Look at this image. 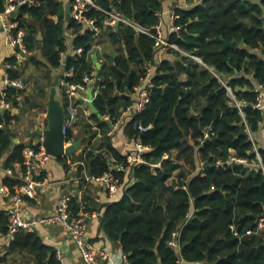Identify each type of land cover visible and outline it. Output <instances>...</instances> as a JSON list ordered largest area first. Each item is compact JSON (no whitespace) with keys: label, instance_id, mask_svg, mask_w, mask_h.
Returning <instances> with one entry per match:
<instances>
[{"label":"trees","instance_id":"obj_1","mask_svg":"<svg viewBox=\"0 0 264 264\" xmlns=\"http://www.w3.org/2000/svg\"><path fill=\"white\" fill-rule=\"evenodd\" d=\"M93 1L143 29H152L166 0ZM179 12L186 25L180 36L170 35V41L222 77L237 100L247 103L245 117L232 107L226 87L209 69L180 54L176 55L178 60L157 65L154 38L125 25L117 28L110 34L116 54L108 56L98 71L93 92L98 113L92 118L106 131L108 122L102 118L109 116L117 122L121 111L134 100L128 92L133 95L148 68H156L152 102L147 110L132 116L127 132L129 138L141 139L152 150L145 155L149 164L114 172L123 193L103 211L102 230L120 243L132 264H264V230L259 229L264 216V175L261 169L245 165L225 166L231 150L240 159H255L247 127L258 134L264 124V112L254 108L257 85L264 87V0H203L193 9ZM90 16L102 27L105 13L93 9ZM16 20L27 31L26 61L46 73L43 80L47 88L60 69H73L79 76L94 70L89 53L101 43L102 35L73 19L67 21L65 0H35V5L21 7ZM67 34L73 37L71 42ZM226 42L236 45L227 47ZM78 48L84 49L83 55L72 56V50ZM62 54L67 56L65 65ZM9 62L11 78L21 77L17 59ZM181 73L187 74L186 82L180 81ZM25 92L9 89L11 108H20L17 100ZM45 94L46 88L41 87L39 97ZM36 100L33 109L38 107ZM17 120L8 109L0 114V162L4 169L23 161L26 146L11 148L16 137L11 127ZM141 126L150 130L143 133ZM68 136L73 139L70 132ZM95 139L94 134L89 145ZM111 140L104 136L98 147L126 163L127 157L118 153ZM260 154L264 161L263 147ZM166 155L168 159H164ZM154 160H162L156 173L150 166ZM82 161V168L95 178L103 176L110 166L108 159L87 148ZM3 184L14 193L19 181L5 178ZM82 210V204L74 199V214ZM7 224L8 217L2 211L0 233H7ZM179 231L178 250L171 243ZM10 251L31 256L29 264H61L56 250L45 244L38 231L18 234ZM5 259L0 251V264Z\"/></svg>","mask_w":264,"mask_h":264},{"label":"built area","instance_id":"obj_2","mask_svg":"<svg viewBox=\"0 0 264 264\" xmlns=\"http://www.w3.org/2000/svg\"><path fill=\"white\" fill-rule=\"evenodd\" d=\"M71 3V16L72 19L76 22L77 25L82 26L86 30L95 31L98 35H102L106 31L114 32L117 29V24L125 25L135 29L137 32L144 33L155 39L157 51L159 53L169 52L174 55H182L192 58L193 60L203 64L204 62L182 50L177 44L170 41L169 37L172 34H177L180 36L182 30L184 29L186 23H182L183 16L179 12V8L171 9L168 12V33H164L163 25V12H159L158 23L152 29H143L137 25L134 21L129 20L123 14L117 11H107L97 5L93 0H68ZM6 10L0 14V20L2 23V34L5 38L7 45L19 49L18 51L22 54L27 53L26 48V38L27 31L23 28H20L19 22L16 20V17L13 18L11 13L14 12L18 7H23L25 5H35V0H6ZM97 10L105 13L106 18L102 21V27L97 25V20L90 16L92 10ZM17 16V15H16ZM96 47V46H95ZM89 53L90 57H93V51ZM84 53L83 48H78L72 50V56H82ZM66 55L62 54L61 61L63 64H66ZM98 63L103 64L105 62L104 58H97ZM210 68V67H208ZM7 69L10 71L12 69L11 64H7ZM97 67L90 73H84L79 76V74L71 70H63L60 76L59 81V91L61 92L63 99L61 98L64 108H65V126L64 131L67 136L66 146L73 144L76 135L79 131L83 130L82 119L84 118L87 123L90 124V128L87 130V137L90 139L94 134L97 137L106 136L112 137L115 133V130L121 125V122L125 120L126 117L140 114L147 110L149 105L152 102V95L155 90L154 79L156 74L152 68H148L145 76L140 80V83L135 87V93L131 95L133 97L132 104L126 109L121 111L120 118L117 122L114 123V126L107 130L105 134L101 130L97 121H94L91 116L94 114L93 110L89 106L90 98L89 92L93 90L97 81ZM214 75L223 83L228 91V95L231 98V105L237 109L240 114L245 117L244 107L247 105L246 102H240L237 100L233 90L227 86L221 77L213 69H210ZM80 78V79H79ZM17 88L19 90H26L27 84L24 80L17 78L13 79L10 76V73H7L5 79V85L0 89V110L6 109L12 106L9 100V89ZM258 92V101L255 104L254 108L264 112V87L261 86L256 90ZM94 98V93H93ZM25 97L20 95L18 97L19 105H23ZM36 121L39 124L46 125L47 112L36 113ZM3 127L0 124V129ZM140 130L145 133L150 130V127H140ZM262 131H264V124L262 125ZM68 132L71 133L73 139L71 140L68 136ZM247 134L250 137L251 142L253 143L255 153V159L249 161L248 159H240L236 156L235 151L231 150V155L226 167L233 168L236 165H245L248 169L251 167L256 169H261L264 175V161L260 154V148L257 143L256 134H254L247 127ZM209 135L206 134V138ZM44 138L38 142H33L32 144L26 146L23 151V161L16 164L14 167L9 168L4 171L5 175L13 180L19 181V184L13 187L14 193L8 192L7 190L3 191L4 195L10 200L9 204L6 207V215L8 217L7 224V233L5 236L10 240H14L15 237L22 232H32L37 231L40 227L50 226V225H60L64 227L69 233L73 242L77 245L80 250L84 261L87 264H97L99 256L97 255L95 249L92 246V243L88 236V224L85 220V217H80L74 215L72 211V202L73 197L71 195H65L60 200L57 210L54 213L44 215L42 217H26L23 213V207L30 199H36L39 195V190L49 184V175L45 171V163L51 158L47 154L46 149L43 145ZM134 144L133 155L127 157V161L122 162L117 159L108 149L93 148V144H87V151L93 150L97 154H101L104 158L109 160V169L101 177L96 178L100 180L110 195L116 197L120 188V179L114 175V172L118 169H126L130 171L135 166L149 164L145 159L146 153L151 152V148L143 144L141 139L132 138ZM234 151V152H232ZM85 154V153H84ZM69 158V157H68ZM72 159V158H70ZM151 167L154 165L150 164ZM249 171V170H248ZM18 173L20 175L18 176ZM95 178V177H93ZM123 188V187H122ZM192 215L189 216V219ZM259 229L264 230V216L261 217L259 222ZM182 228L180 229V231ZM180 231L173 234V241L171 245L177 248H181L180 245ZM1 236V235H0ZM103 260H110L112 263L116 264H132L128 255L125 253H120L117 256L109 257L106 254L100 255ZM57 260L64 264V256L61 251H56Z\"/></svg>","mask_w":264,"mask_h":264},{"label":"crops","instance_id":"obj_3","mask_svg":"<svg viewBox=\"0 0 264 264\" xmlns=\"http://www.w3.org/2000/svg\"><path fill=\"white\" fill-rule=\"evenodd\" d=\"M67 2L68 0H65V4ZM202 2L203 0H166L163 4V10L161 11L164 13L163 25L165 35H167L168 33L167 29L169 19L167 15L171 9L179 8V10H190ZM110 34H112L111 31H106L105 33H103L101 36V43H98L93 51L92 61L95 67L98 68L97 75L103 64H101V66H98V61H95V58H104L105 61H107L108 56L113 57L116 54V52L113 56L109 54L110 51L114 52L113 48L115 47V45L110 40ZM67 36L68 41L71 42L73 37L69 34H67ZM26 57L27 53L22 54L17 49L7 45L2 34V23L0 20V89L4 87L7 73H9L7 64H10V59H17V63L20 66L18 70L23 71V75L19 78L27 83V89L24 94L25 102L20 106V108H11L10 106L5 110H10L15 116L18 117V120L15 121L11 127V129H13L16 134V137L13 139V143L14 140L17 139V145L28 146L33 142L40 141L43 137L40 131L42 132L47 128L46 125L39 124L36 121V113L39 114L41 112H47V103L49 101L51 87L47 88V83L43 80V77L46 75V73H44L43 70L38 69L36 66L28 64L26 61ZM173 59L178 60V58L174 54H169V52H158L156 57V64L160 65L165 60ZM197 63L212 72L210 70L211 68H208L209 66L207 64L205 66L199 62ZM152 69L154 73L157 74L156 68L153 67ZM63 70L64 69H60V71L55 72L54 77L56 74L61 75ZM179 79L181 82H186L188 76L185 73H181L179 74ZM41 87L46 88V94L39 97V91L41 90ZM260 87L261 85L258 84L257 88ZM60 93L61 92H59L58 89V94L60 95ZM61 98L63 99V96H61ZM27 100L30 101V104H27ZM35 100L38 104V107L36 109H33L34 107H32V104ZM1 113L2 112H0V114ZM92 117L93 114L91 118ZM119 118L117 119V121L119 120ZM102 119L108 122V128H112V126H114L115 122L113 123L109 116H106ZM131 120V116L126 117L123 123L121 122V125L115 130V133L113 134L111 140L114 148L118 151V153L126 157L133 155V152L135 150L133 140L129 138L127 133ZM82 123L83 130L77 133V138L75 139V142L79 140L81 141L80 149L76 151V153H74L72 159L68 157H63L64 159L51 157L46 161L45 171L49 175L48 177L50 183H47L45 187L39 190V195L36 199H30L27 201V203L23 207V213L26 217H42L44 215L54 213L57 210L58 204L63 196L71 195L73 197V200L77 199L82 204L83 210L76 216H83L87 221L89 239L97 255L99 256L97 264H114L110 260H103L100 255L106 254L109 257H113L122 253L123 250L119 242L110 239L106 235L104 230H102V216L103 211H105L109 203L121 199L123 188H120L116 197H112L100 180L93 178V176L86 168H82V157L86 151V146L89 143V138L86 134V128H90V124L87 123L84 118L82 119ZM101 130L103 131V129ZM103 138L104 136H101L97 137L94 140V150L102 148L98 147V145ZM256 139L259 148H264V131H262V129L260 130V132H258V134H256ZM168 158L169 156L166 155L164 159ZM152 165H154L152 167V170L154 173H156V170L161 168L162 160H154V163ZM7 169H4V165L3 168L0 167V212L5 211V213L6 207L9 204L10 200L7 198V196L4 195L3 191L7 190L8 192H11V188L3 184V180L5 178H9L4 173V171ZM247 173L250 174V171L247 170ZM19 175L20 173H18V176ZM133 181L134 180H132V183H134ZM170 184L172 185V183ZM86 207L92 209V211L85 210ZM37 231L45 244L56 251L59 250L62 252L64 256V264H87L84 261L77 245L73 242L69 233L64 227L60 225H50L40 227ZM0 235V251L2 253V256L6 258L2 264H24L25 261H27V264H29L31 256L27 255L26 253H11V241L5 236V234L0 233ZM30 264H34V262L31 261Z\"/></svg>","mask_w":264,"mask_h":264},{"label":"water","instance_id":"obj_4","mask_svg":"<svg viewBox=\"0 0 264 264\" xmlns=\"http://www.w3.org/2000/svg\"><path fill=\"white\" fill-rule=\"evenodd\" d=\"M5 4H6V0H0V14L5 12L6 10ZM20 9L21 7H18L14 12L11 13V16L15 18ZM65 16L67 21H71L72 19L71 3L69 1L65 4ZM116 26L117 28H119L120 24L118 23ZM64 35H65V31H64ZM38 38L39 40H42L43 38L42 34L39 35ZM235 44H236L235 42L233 43L227 42L226 46H235ZM39 47H41V45ZM96 60L97 58H95V61ZM98 66H101V64L98 63ZM60 76H61L60 74H56L53 83L51 85L49 101L47 103V117H46L47 128L42 132L40 131V133H42L43 135L44 138L43 145L46 149L47 154L55 158H62V157L73 158L74 153H76V151H78L81 147V141L79 140L74 142L73 144L66 146L67 136L64 131L65 108L58 94ZM88 95L90 98L89 106L91 107L94 113H98V110L93 102V90H90ZM4 111L5 109L0 110V112H4ZM242 133H244V131ZM16 146H17V139L14 140V143L11 148L14 149ZM3 165L4 163L1 162L0 167L3 168Z\"/></svg>","mask_w":264,"mask_h":264},{"label":"rangeland","instance_id":"obj_5","mask_svg":"<svg viewBox=\"0 0 264 264\" xmlns=\"http://www.w3.org/2000/svg\"><path fill=\"white\" fill-rule=\"evenodd\" d=\"M113 50H114V52H113V51H110V53H109L111 56H113V55L115 54V52H116L115 47L113 48ZM109 54H108V55H109Z\"/></svg>","mask_w":264,"mask_h":264}]
</instances>
